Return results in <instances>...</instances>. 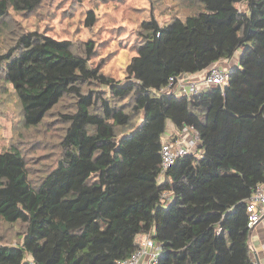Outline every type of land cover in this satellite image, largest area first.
I'll list each match as a JSON object with an SVG mask.
<instances>
[{
  "label": "trees",
  "instance_id": "trees-1",
  "mask_svg": "<svg viewBox=\"0 0 264 264\" xmlns=\"http://www.w3.org/2000/svg\"><path fill=\"white\" fill-rule=\"evenodd\" d=\"M42 1L0 0V34L10 11ZM183 3L195 12L141 21L120 78L91 65V41L78 54L69 40L10 31L0 79L24 127H39L64 98L72 107L58 113L59 159L42 175L19 149L0 151V222L22 227L14 245L0 233V264H117L144 235L160 246L157 264H254L246 200L264 181V0ZM94 22L88 10L85 24ZM237 51L223 87L162 91ZM168 123L197 145L162 171Z\"/></svg>",
  "mask_w": 264,
  "mask_h": 264
},
{
  "label": "rangeland",
  "instance_id": "rangeland-1",
  "mask_svg": "<svg viewBox=\"0 0 264 264\" xmlns=\"http://www.w3.org/2000/svg\"><path fill=\"white\" fill-rule=\"evenodd\" d=\"M88 10L94 12L92 26L85 24ZM194 12L195 5L185 7L183 0H43L32 13L10 11L5 19L9 28L0 34V50L11 44V30L37 31L69 40L78 54H83L84 44L91 41L95 47L89 60L91 65L120 78L124 65L135 54L140 42L138 29L141 21L155 16L159 23H163L174 15L184 18ZM71 107L72 98H64L39 127L25 128L11 86L0 79V151L10 147L19 149L35 176L42 175L59 159L58 140L64 125L58 120V113L67 112ZM168 131L167 128L166 133ZM18 228L22 227L0 222L3 243L16 244ZM143 238L139 236L136 240L141 242Z\"/></svg>",
  "mask_w": 264,
  "mask_h": 264
},
{
  "label": "built area",
  "instance_id": "built-area-1",
  "mask_svg": "<svg viewBox=\"0 0 264 264\" xmlns=\"http://www.w3.org/2000/svg\"><path fill=\"white\" fill-rule=\"evenodd\" d=\"M228 72L229 69L214 63L208 67L206 74L199 82H191L187 75L181 74L170 77L162 91L177 97H190L212 85L223 87L226 83ZM182 132H187V130ZM179 134L177 132L176 137H173L171 141H168L170 134L165 135L160 150L162 171L167 169L178 157L195 150L197 135L191 133V137L186 139L179 136ZM246 210L248 213V226L252 228L264 213V181L247 198ZM143 237L141 242H139V249L131 254L129 258L119 261L117 264H157V253L155 250L159 251V244L155 243L150 235H144Z\"/></svg>",
  "mask_w": 264,
  "mask_h": 264
},
{
  "label": "crops",
  "instance_id": "crops-1",
  "mask_svg": "<svg viewBox=\"0 0 264 264\" xmlns=\"http://www.w3.org/2000/svg\"><path fill=\"white\" fill-rule=\"evenodd\" d=\"M239 55L240 51H237L231 59L219 61L217 64L230 70L238 64ZM207 69L195 74L187 75V78L191 82H199L206 74ZM200 74L203 75L200 76ZM167 128L169 130L167 133L172 137H176V133L178 131L175 130V128L170 123H168ZM179 133V136H182L183 138L188 139L191 137V133L189 131ZM249 243L250 254L254 264H264V213L261 219L251 228L249 233Z\"/></svg>",
  "mask_w": 264,
  "mask_h": 264
}]
</instances>
